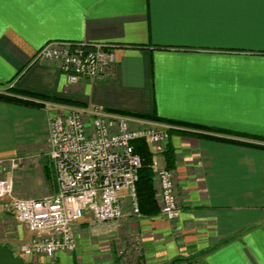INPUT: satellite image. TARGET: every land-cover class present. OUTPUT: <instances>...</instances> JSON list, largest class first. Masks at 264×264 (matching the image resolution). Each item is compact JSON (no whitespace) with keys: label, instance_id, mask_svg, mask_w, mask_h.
Here are the masks:
<instances>
[{"label":"crops","instance_id":"0c3cea01","mask_svg":"<svg viewBox=\"0 0 264 264\" xmlns=\"http://www.w3.org/2000/svg\"><path fill=\"white\" fill-rule=\"evenodd\" d=\"M54 41L113 46L117 63L106 78L69 84L56 64L32 62ZM0 92L32 103L0 99V163L24 158L20 197L56 191L43 171L48 122L68 107L25 93L156 115L181 124L171 125L168 145L181 214L126 217L138 260L264 264V0H0ZM158 161L166 166V154ZM35 175L48 190L33 187ZM8 204L0 201V246L14 254L34 236ZM118 223L95 225L116 224L95 238L82 224L88 234L76 236L75 252L42 263L120 264ZM106 236L113 245L99 252Z\"/></svg>","mask_w":264,"mask_h":264},{"label":"built area","instance_id":"2783aa9c","mask_svg":"<svg viewBox=\"0 0 264 264\" xmlns=\"http://www.w3.org/2000/svg\"><path fill=\"white\" fill-rule=\"evenodd\" d=\"M36 61L56 64L69 84L106 78L117 63L113 46L59 41L39 49L32 62ZM170 130L166 123L99 107L68 106L55 114L48 122L45 155L55 192L42 198L17 197L15 182L24 158L17 156L0 163V201H9L14 220L34 236L22 252L30 258L52 260L58 253L75 252V230L82 224H114L126 217L142 220L137 191L142 160L135 152V141L145 142L154 157L152 171L160 216L176 221L181 208L175 171L158 161L168 150ZM119 245L117 254L128 259L125 264L139 261L142 246L138 238L130 239L126 252Z\"/></svg>","mask_w":264,"mask_h":264},{"label":"trees","instance_id":"16d2710c","mask_svg":"<svg viewBox=\"0 0 264 264\" xmlns=\"http://www.w3.org/2000/svg\"><path fill=\"white\" fill-rule=\"evenodd\" d=\"M25 95L32 96L33 98L37 97L42 100H46V101H49L55 104H60V105L83 106L81 103L61 99L58 97L38 96V95L26 94V93ZM0 99L10 101V102H15V103L32 105V103L28 102L27 100L17 99V98L9 97L6 95H0ZM113 112H117V113L124 114V115L135 116L141 119L157 121L160 123H166L169 125H181L180 123L167 121V120L158 118L156 115H138V114L125 113L122 111H113ZM133 146H134L135 152L140 156L142 160V167L139 171V180L137 183V191H138L141 215L143 218L154 217L158 215L160 212L157 200L155 198V190H154V185H153L154 177H153V171H152V164H153L154 157L151 154L145 142L135 141L133 143ZM165 154H166V167L168 169H172L173 160H172L171 149H168ZM43 171H44L45 178L47 181L51 182L54 180L52 169L45 160L43 163Z\"/></svg>","mask_w":264,"mask_h":264},{"label":"rangeland","instance_id":"374dc122","mask_svg":"<svg viewBox=\"0 0 264 264\" xmlns=\"http://www.w3.org/2000/svg\"><path fill=\"white\" fill-rule=\"evenodd\" d=\"M44 160L47 162V164H49V160H48V158L46 157V156H44V158H43V162H44ZM21 172V171H20ZM32 177V179L33 180H37V182H36V184L33 186V187H36V188H38V180H39V178L38 177H36V175L35 176H31ZM153 183H155L154 182V180H153ZM50 185V184H49ZM154 185V184H153ZM155 186H156V184H155ZM154 186V187H155ZM42 188L41 187H39L38 188V190L39 191H44V190H48L47 188H45L44 190H41ZM157 190V187L156 188H154V190ZM156 190H155V198L157 197V193H156ZM39 195H43L42 197H44L45 195H47L46 194V192L45 193H40L39 192ZM16 196L17 197H19V198H25V197H20L19 195H18V193H17V190H16ZM42 197H40V198H42ZM29 198H35V197H29ZM158 204H160V203H158ZM158 207H159V205H158ZM159 209H160V207H159ZM129 219V218H128ZM128 219L127 218H125V219H123L121 222H123V227H125L126 225V223L128 222L129 223V221H128ZM127 221V222H126ZM15 221H11V224L10 225H8L9 226V228H7V231H9V233H13V231H15L14 229L15 228H17L18 226L17 225H15V223H14ZM121 222H119V223H121ZM118 223V224H119ZM117 224V225H118ZM115 226H116V224H115ZM115 226L113 227V228H115ZM104 227V226H103ZM103 227H98V226H93V227H90L89 228V234H92V238H95V237H100L101 235H99V234H105V235H111L113 232V228L111 229V228H108L107 230L106 229H104ZM12 229H13V231H12ZM126 229H127V226L123 229L124 231H123V238H122V240L117 244V245H119V249L120 250H125V252H126V250H129L130 248H129V244H130V239H137V238H134L133 236H132V234L131 233H128V232H126ZM82 230V231H81ZM7 231L6 232H4L3 231V233L5 234V233H7ZM76 232H75V234H76V236H77V239H78V237H79V234H81L80 236V238H84L85 237V235H87L88 234V231H83V229L82 228H76V230H75ZM131 234V235H130ZM111 241V238H110V236H106L105 238H101L99 241H98V249H99V252H107L108 250H110V248L112 247V241ZM24 245H26V242L24 241L23 242V244H22V246H20L19 247V250L18 249H16L15 250V253H14V255H15V257H17V258H19V259H21L22 261H24L25 263H28V264H43L42 262H43V260H46V261H51V262H53L54 261V259H52V260H49V259H44V258H40V257H32V258H30V257H28L27 255H25L23 252H22V247L24 246ZM121 245H123V248L121 247ZM114 247V246H113ZM116 249V251H117V248H115ZM116 253H118V252H116ZM119 257V259H120V264H125L126 263V261H128V259L127 258H121L120 256H118ZM126 260V261H125ZM133 264H144V263H142L141 261H137V262H135V263H133Z\"/></svg>","mask_w":264,"mask_h":264},{"label":"water","instance_id":"95a60500","mask_svg":"<svg viewBox=\"0 0 264 264\" xmlns=\"http://www.w3.org/2000/svg\"><path fill=\"white\" fill-rule=\"evenodd\" d=\"M0 264H28L15 257L13 252L4 246H0Z\"/></svg>","mask_w":264,"mask_h":264}]
</instances>
